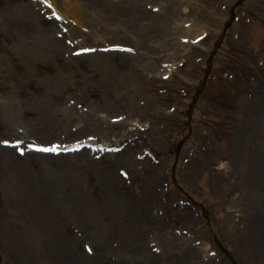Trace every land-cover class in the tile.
<instances>
[{
    "label": "rangeland",
    "instance_id": "rangeland-1",
    "mask_svg": "<svg viewBox=\"0 0 264 264\" xmlns=\"http://www.w3.org/2000/svg\"><path fill=\"white\" fill-rule=\"evenodd\" d=\"M239 1L57 0L67 13L80 8L82 26L94 28L84 45H135L142 53L133 59L134 54L99 51L71 57L79 45L69 48L65 41L78 38L75 30L57 38L61 45L52 50L51 37L59 27L44 18L38 3L0 0V140L49 144L96 136L123 145L134 139L109 162L91 154L97 163L87 168L80 154L50 161L1 151L0 264H27L30 257L62 264L51 260L66 250L81 258L79 264L102 259L145 264L140 258L158 264H264L263 244L259 248L250 237L251 212L247 217L241 210L250 209L241 203L246 180L255 185L250 196L257 193L255 202L264 210V112H259L264 108V0H243L238 6ZM153 5L158 12L151 11ZM231 8L235 19L213 59L187 136L188 105ZM176 21L197 30L190 37L202 31L208 36L183 56L188 65L161 85L158 65L171 60L166 54L179 44ZM161 106L167 115L157 120ZM171 107L176 109L172 113ZM115 116L124 119L110 124L108 118ZM226 117H232L231 124ZM134 123L153 126L148 132L128 131ZM145 150H155V159L138 161L136 155ZM246 161L253 165L250 172L236 173V164L243 170ZM173 165L177 184L203 210L183 208L189 199L171 183ZM259 230L264 232V225ZM195 241L217 253H201ZM151 243L160 246L159 258L150 251ZM84 244L94 251L92 263L82 261ZM258 249L262 253L254 256ZM22 253L30 256L21 259Z\"/></svg>",
    "mask_w": 264,
    "mask_h": 264
},
{
    "label": "bare ground",
    "instance_id": "bare-ground-1",
    "mask_svg": "<svg viewBox=\"0 0 264 264\" xmlns=\"http://www.w3.org/2000/svg\"><path fill=\"white\" fill-rule=\"evenodd\" d=\"M54 3H56V2H54ZM65 7V6H64ZM66 9H67V7H66ZM74 9H77V11H78V13L79 14H82V12L80 11V8H78L77 6H74ZM74 15H77V14H74ZM184 32H186V33H190V34H193L194 32H197V31H194L193 29H186V30H183ZM197 36V35H196ZM40 155H42V154H40ZM84 155H86L87 157H89L86 153H84ZM106 155L107 154H105L104 156L106 157ZM47 157H53V155H46ZM109 157H111V156H113V155H108ZM97 162H95V161H92L91 162V160H86V162H85V165H92V164H96ZM250 167H251V165H249V167H248V169L250 170ZM106 176V175H105ZM246 180V179H245ZM246 183L247 184H250V182H248L247 180H246ZM250 191H251V193H252V191H253V188H250L249 189ZM249 205H250V207H251V215H250V222H251V220H253V222H251L252 223V228L254 229V232L250 235V237L252 238V243H256V242H258V244H259V248H261V245L263 244V246H264V232L262 231V232H260V226H262V225H264V224H261V221H260V219L258 218V216H257V212L260 214V215H264V210H263V212H261L260 211V209L261 208H258V204H257V202L256 203H254V202H251L250 201V199H249ZM253 217V218H252ZM255 218H257V219H255ZM260 221V222H258V221ZM42 226V225H41ZM249 228H251V224H249ZM248 228V229H249ZM251 228V229H252ZM256 228V229H255ZM40 229L43 231V226L42 227H40ZM250 230V229H249ZM257 230V231H256ZM257 232V233H256ZM250 248L252 249L253 248V244H250ZM258 251H259V249H258ZM258 251H255V253H257ZM261 252V250L259 251V253ZM28 256H30V255H23V257H19V258H21V259H24V258H26V257H28ZM38 258L39 259H41V257H35V260L34 261H36V260H38ZM63 258H65V256H62V258L60 259V261H61V263L62 264H71V262H73V258L71 257V256H68L67 257V259H68V261L66 260V259H63ZM30 259L31 260H33L34 258L33 257H30ZM39 262H42L41 260H38ZM12 264H14V263H12ZM26 264V263H25Z\"/></svg>",
    "mask_w": 264,
    "mask_h": 264
},
{
    "label": "snow or ice",
    "instance_id": "snow-or-ice-1",
    "mask_svg": "<svg viewBox=\"0 0 264 264\" xmlns=\"http://www.w3.org/2000/svg\"><path fill=\"white\" fill-rule=\"evenodd\" d=\"M38 151H42V152H56V148H42V149H37Z\"/></svg>",
    "mask_w": 264,
    "mask_h": 264
}]
</instances>
